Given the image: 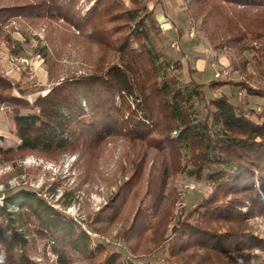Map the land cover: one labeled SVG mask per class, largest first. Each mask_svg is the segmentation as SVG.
Wrapping results in <instances>:
<instances>
[{"label":"trees","instance_id":"1","mask_svg":"<svg viewBox=\"0 0 264 264\" xmlns=\"http://www.w3.org/2000/svg\"><path fill=\"white\" fill-rule=\"evenodd\" d=\"M128 1L130 7L123 0H15L0 6V31L16 18L63 22L83 35L88 53L97 54L84 58L81 74H63L33 103L20 91L16 96L17 86L0 75V106L16 118L19 141L14 151L0 148V158L93 154L113 135L123 136L134 153L130 178L89 224L109 239L112 227L126 222L115 238L129 255L93 246L81 224L38 193L19 189L0 201V264H149L138 261L152 258L165 243L161 264H240V251L264 252L250 223L264 217V107L257 112L221 94L208 102L210 124H194L187 94L167 74V58L146 46L148 1ZM185 10L211 46L229 51V66L241 77L207 87H230L264 103V87L248 83L256 75L264 81V0H190ZM174 66L181 68L178 61ZM190 82L196 94L202 91L203 85ZM182 174L208 183L211 191L174 220L176 193L166 196L165 186Z\"/></svg>","mask_w":264,"mask_h":264},{"label":"rangeland","instance_id":"2","mask_svg":"<svg viewBox=\"0 0 264 264\" xmlns=\"http://www.w3.org/2000/svg\"><path fill=\"white\" fill-rule=\"evenodd\" d=\"M130 7L128 0H123ZM147 2L149 16V40L146 46L154 52L162 53L169 62L167 74L177 81V85L187 94V113L191 121L199 125L208 120L209 100L225 94L232 97L235 104L260 112L264 103L259 99H246L243 92L230 87L211 91L210 81H239L240 75L229 66L231 55L224 48L211 46L196 22L189 20L186 5L190 0H178L177 13L169 17L164 0H143ZM15 0H0V6L14 5ZM166 18L170 21L165 22ZM87 42L71 25L63 22L43 24L23 19H12L0 31V75L16 85L14 94L24 93V100L33 103L38 96H44L50 87L67 72L77 75L85 57L93 60L97 54L87 52ZM95 53L96 47L90 46ZM112 62L113 56H106ZM178 61L181 68L174 63ZM251 71V67L248 68ZM203 85L202 91L190 82ZM253 88L264 87V81L257 75L248 82ZM133 108V105H132ZM30 112L22 111L21 115ZM13 116L9 107L0 106V148L14 151L19 145L14 133ZM149 124V123H148ZM177 131L172 137H177ZM133 148L123 136L113 135L104 139L93 154H60L54 158L38 155H26L14 161L0 158V201L6 193L19 189L38 193L52 204L64 217L81 224L82 229L92 240V245H104L108 252L129 255L124 244L115 237L127 227L119 221L110 232V238L94 233L89 224L98 216L111 199L116 188L130 178L133 173ZM151 165V160L147 167ZM141 182L148 179L144 172ZM165 194L176 193L174 220L206 198L211 188L208 183L198 181L185 174L175 175L167 180ZM131 216L128 219L130 222ZM255 237L264 240V217L251 220ZM170 225L166 227V237L170 234ZM161 249L150 259L139 263L161 264L165 257ZM42 247V246H41ZM39 247V248H41ZM240 264H264V252L258 248H246L239 252ZM39 259L36 262L39 263Z\"/></svg>","mask_w":264,"mask_h":264},{"label":"crops","instance_id":"3","mask_svg":"<svg viewBox=\"0 0 264 264\" xmlns=\"http://www.w3.org/2000/svg\"><path fill=\"white\" fill-rule=\"evenodd\" d=\"M164 5L166 6V9L169 12V17H172V15L177 13V10L179 8V1L178 0H164ZM165 22L168 24L170 21L166 18Z\"/></svg>","mask_w":264,"mask_h":264}]
</instances>
